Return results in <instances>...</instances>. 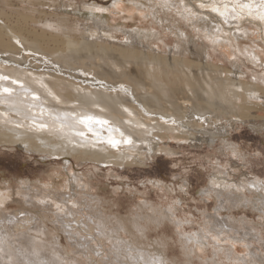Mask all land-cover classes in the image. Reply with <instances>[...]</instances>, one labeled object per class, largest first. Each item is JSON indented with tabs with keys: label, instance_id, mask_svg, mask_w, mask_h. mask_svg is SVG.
Instances as JSON below:
<instances>
[{
	"label": "bare ground",
	"instance_id": "bare-ground-1",
	"mask_svg": "<svg viewBox=\"0 0 264 264\" xmlns=\"http://www.w3.org/2000/svg\"><path fill=\"white\" fill-rule=\"evenodd\" d=\"M44 1L0 0V147L19 146L40 156L61 157L66 165L73 160L140 167L155 153L169 152L168 145L160 146V142L168 139L185 140L193 145H212L218 139L227 150L238 154V147L232 146L228 137L239 122L249 124L254 131H264V119L258 124L259 118L255 116V110L264 106L261 103L264 88L244 83V74L236 62L235 71L212 65L205 48L193 45L189 38L187 42L181 39L187 36L180 26L167 25L177 38V46L175 50L169 49L164 57L138 49L137 46L144 45L130 32H125L127 37L120 42L115 33L123 29L109 28L106 22L109 14L114 16L110 10H117V5L109 10L102 9L98 3L88 5L89 0H68L79 2L82 7L78 10L80 18L71 19L65 15L69 13L66 10H52L49 14L38 10L45 7ZM47 1L55 3V0ZM150 1L135 5L145 12V5ZM13 3L23 7L24 13L13 9ZM163 4L166 10L178 11L180 7L183 13L179 14L190 16V22L221 47L230 43L239 47L241 41L253 34L251 29L261 30L264 35V19H261L264 0H166ZM244 4L249 7H241ZM64 7L74 9L70 4ZM34 13L40 15L36 18L30 15ZM249 23L259 28H250ZM27 25L31 29L24 33ZM36 26L40 27L39 34ZM136 32L145 34L147 30ZM147 36L140 40L146 43ZM258 49L257 46L250 48L247 54L253 63L261 61ZM5 88L10 91L5 92ZM87 117H92L93 122L82 123ZM95 120L107 123L98 124ZM110 139L119 143L113 146ZM231 168L233 172L239 169L235 165ZM65 171L70 181L65 178L62 184L73 190L75 186L71 183L82 175L72 172L70 166ZM250 180L246 178L245 185L238 184L231 173L223 176L218 169L209 179V189L201 192L221 195L246 189L258 190V194L264 192L263 183ZM61 182V173H58L56 182L20 179L17 187L11 183L6 187L0 185V208L9 201L33 208L48 203L56 208L57 223L75 222L81 226L74 225V228L83 230H92L91 225L95 224L100 237L113 242V254L124 255L127 264H146L143 250L157 257L150 264L169 262L164 242L154 240L147 244L140 240L147 237L139 217L132 219L129 226L115 218L117 225L109 221L107 226L106 218L102 219L99 213L93 218L86 215L84 220L68 217L67 221V216H76L70 207L77 208L78 201L60 195ZM82 184L90 188V183L83 178ZM51 192L59 195L52 196ZM27 212L30 209L5 215L7 227L0 219V264H61L59 236L54 237L52 246L45 244L43 216L39 213L25 218L19 216ZM169 215L174 214L167 210L160 213L163 218ZM147 216L152 222L160 221L155 214ZM117 230L124 232L131 243L125 245ZM18 233L23 240L8 239L9 235ZM78 248L74 253L85 255L87 247L82 251ZM70 256L67 257L70 264H82ZM170 264L178 263L173 260Z\"/></svg>",
	"mask_w": 264,
	"mask_h": 264
},
{
	"label": "rangeland",
	"instance_id": "rangeland-1",
	"mask_svg": "<svg viewBox=\"0 0 264 264\" xmlns=\"http://www.w3.org/2000/svg\"><path fill=\"white\" fill-rule=\"evenodd\" d=\"M139 1L144 0H89L88 5L98 3L102 9L109 10L117 5V10H110L114 16L109 14L106 21L109 28L123 29V32L117 31L115 36L120 42H124L127 37L125 32L137 35L138 42L144 45L142 48L137 46L138 49L152 51L159 56L165 57L169 49L175 50L177 38L167 25H178L187 36L181 39L187 42L189 38L193 45L205 48L212 65L223 70L235 71L236 62L244 74L242 78L244 83L247 85L255 83L264 88V35L261 30L251 29L253 34L241 41L239 47L235 43L221 47L205 35L206 32L202 33L200 28L197 29L196 25L190 22V16L183 17L179 14L183 13L180 7L178 11L173 8L166 10L163 4L166 3L165 0H151L149 5H145L144 12L135 5ZM44 2L45 7L38 10H43L47 14L52 10H66L69 12L65 14L67 17L80 18L81 12L78 10H82V7L79 2L68 0ZM68 4L74 9L64 7ZM22 8L18 5L13 7L18 13H24L21 12ZM30 15L36 18L40 14ZM50 20L53 22L54 18L51 17ZM249 26L259 28L251 23ZM30 29L29 25L25 26L24 33ZM83 29L84 26H81L80 30ZM138 29L147 32L137 33ZM35 30L37 34L40 33L39 26H36ZM145 35H148L146 43L140 40ZM255 46L259 47L258 53L263 62L253 63L248 58L250 48ZM255 116L259 118L257 123L262 124L264 106L255 110ZM256 132L249 124L242 122L231 131L228 140L232 146L238 147V154L227 150L218 139L212 145L206 143L193 145L185 140L168 139L160 142V146L164 147L165 143L170 151L155 153L140 167L76 163L73 160L71 164L66 165L61 157L40 156L19 146L0 147V185L6 187L12 184V187H17L20 179L41 180L43 183L56 182L58 173H61L62 184L65 178L70 181V175L65 171L70 166L72 172L82 176L71 183L75 186L73 190L65 187V184L60 188L59 193L64 194V199L70 197L78 201L77 208L69 206L76 212V216H67L66 220L68 217H80L84 220L86 215L93 218L99 213L101 218H106L107 226L110 225L109 221L116 224L115 219H121L129 226L132 219L139 217L138 220L147 237L140 240L147 244L154 240L164 242L170 263L175 260L178 264H264V201H262L264 192L260 191L263 194H258L259 191L254 189L252 192L247 189L241 192L234 190L224 192L222 195L212 191L201 192L209 189V179L218 169L222 170L223 176L231 173L238 184L245 185L246 178L251 179L250 181L257 179L264 187V131ZM232 165L239 169L233 172ZM94 168H97L98 172ZM244 173L247 174L246 177ZM82 178L90 183L89 189L82 184ZM51 193L52 196L59 195L58 192ZM43 205L33 208L24 203L21 207L19 202L9 201V204L0 208V219H3L1 222L7 227L5 215L9 216L27 208L30 212L19 216L25 218L26 215L37 216L38 213L43 216L47 235V238H43L45 244L52 246L51 243L55 242L54 237L59 236L58 239L62 242V251L59 253L63 261L61 264H70V259L67 260L69 255L82 264H127L124 255L113 254V242L105 237L101 238L95 224L91 225L94 228L92 230L75 229L76 225H79L75 222L70 224L66 222L63 226L55 220L56 208L48 203ZM165 210L174 215L163 218L160 213ZM151 214H155L160 221L156 223L149 220L147 215ZM131 231L135 232V229L132 228ZM117 234L123 236L125 245L131 243L124 232L117 230ZM136 235L141 237L139 233ZM22 237L18 233L9 235L8 239L23 240ZM77 243L85 247H80ZM88 246L93 248L90 249ZM76 247H79L80 251L87 247L85 255L74 253ZM143 253L146 264L157 258H154L153 253L144 250ZM169 262L167 264H170Z\"/></svg>",
	"mask_w": 264,
	"mask_h": 264
},
{
	"label": "snow or ice",
	"instance_id": "snow-or-ice-1",
	"mask_svg": "<svg viewBox=\"0 0 264 264\" xmlns=\"http://www.w3.org/2000/svg\"><path fill=\"white\" fill-rule=\"evenodd\" d=\"M165 2H166V0H165ZM241 7H249V5L244 4V5H241ZM214 11H218V10L214 9ZM220 14L224 15V13H220ZM261 19H264V16H262ZM3 79H7V77H3ZM4 91L8 92V91H10V89L5 88ZM81 122L87 124V123L93 122V118L92 117H87L85 120H82ZM94 122L98 123V124H106L107 123V121H101V120H95ZM80 134L83 135V133H80ZM126 142H130V141H126ZM109 143L112 144L113 146H116V144H118L119 141H116L114 139H110Z\"/></svg>",
	"mask_w": 264,
	"mask_h": 264
}]
</instances>
